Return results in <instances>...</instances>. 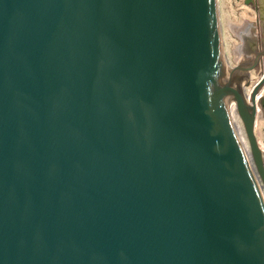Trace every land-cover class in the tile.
Wrapping results in <instances>:
<instances>
[{
  "label": "water",
  "instance_id": "obj_1",
  "mask_svg": "<svg viewBox=\"0 0 264 264\" xmlns=\"http://www.w3.org/2000/svg\"><path fill=\"white\" fill-rule=\"evenodd\" d=\"M260 41L232 68L216 0H0V264H264Z\"/></svg>",
  "mask_w": 264,
  "mask_h": 264
},
{
  "label": "rangeland",
  "instance_id": "obj_2",
  "mask_svg": "<svg viewBox=\"0 0 264 264\" xmlns=\"http://www.w3.org/2000/svg\"><path fill=\"white\" fill-rule=\"evenodd\" d=\"M217 34L225 59L236 65L240 59L253 58L254 48L264 36V21L258 19L253 5L245 0H217ZM259 70L249 69V76L259 79Z\"/></svg>",
  "mask_w": 264,
  "mask_h": 264
},
{
  "label": "bare ground",
  "instance_id": "obj_3",
  "mask_svg": "<svg viewBox=\"0 0 264 264\" xmlns=\"http://www.w3.org/2000/svg\"><path fill=\"white\" fill-rule=\"evenodd\" d=\"M216 12H217V0H216ZM220 50L222 52V55L224 56V53H223V50H222L221 46H220ZM229 65L232 68L235 67V65H232L231 63H229ZM249 78H250V82L245 87V94H246L247 98H248V96L250 94V91H251V88H252L253 84L258 80V79H254L253 76H249ZM258 93L264 94V84L261 86V88L259 89ZM234 127H235V131L237 133V136L239 137V139L242 142L245 150L247 151V153L250 156L249 141H248V138H247V135H246L242 120H241L240 116L237 115V114L234 115ZM263 127H264V117L261 115V112L258 110L256 119H255V125H254V135H255V138L257 140V143H258L260 149L262 150L263 157H264ZM255 174L257 175L256 171H255ZM257 179H259L258 175H257ZM259 183L261 184L260 180H259Z\"/></svg>",
  "mask_w": 264,
  "mask_h": 264
},
{
  "label": "flooded vegetation",
  "instance_id": "obj_4",
  "mask_svg": "<svg viewBox=\"0 0 264 264\" xmlns=\"http://www.w3.org/2000/svg\"><path fill=\"white\" fill-rule=\"evenodd\" d=\"M261 115L264 117V109L261 111ZM263 140H264V134H263Z\"/></svg>",
  "mask_w": 264,
  "mask_h": 264
}]
</instances>
